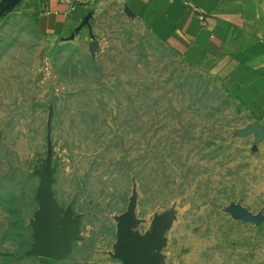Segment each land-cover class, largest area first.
Here are the masks:
<instances>
[{
    "label": "rangeland",
    "instance_id": "374dc122",
    "mask_svg": "<svg viewBox=\"0 0 264 264\" xmlns=\"http://www.w3.org/2000/svg\"><path fill=\"white\" fill-rule=\"evenodd\" d=\"M39 0H0V264H122L115 216L170 209L164 264H264V128L211 62L193 64L129 10L88 0V39L37 26ZM50 154L80 219L61 259L28 253Z\"/></svg>",
    "mask_w": 264,
    "mask_h": 264
},
{
    "label": "crops",
    "instance_id": "0c3cea01",
    "mask_svg": "<svg viewBox=\"0 0 264 264\" xmlns=\"http://www.w3.org/2000/svg\"><path fill=\"white\" fill-rule=\"evenodd\" d=\"M88 0H39L37 26L55 39H88ZM152 34L193 64L211 62L264 128V0H125Z\"/></svg>",
    "mask_w": 264,
    "mask_h": 264
},
{
    "label": "water",
    "instance_id": "95a60500",
    "mask_svg": "<svg viewBox=\"0 0 264 264\" xmlns=\"http://www.w3.org/2000/svg\"><path fill=\"white\" fill-rule=\"evenodd\" d=\"M53 168L50 154L40 171V182L36 190L37 209L32 221V238L28 253L39 257L61 259L72 249V241L79 239L80 219L73 215L70 206L63 209L52 190ZM116 242L111 255L122 264H164L160 253L166 243L165 233L173 221L170 209L153 217L148 231L141 234L136 226L140 223L135 215V193L127 209L114 217Z\"/></svg>",
    "mask_w": 264,
    "mask_h": 264
}]
</instances>
